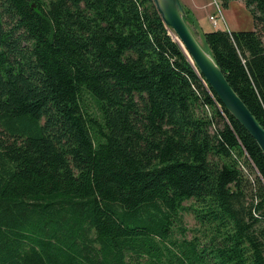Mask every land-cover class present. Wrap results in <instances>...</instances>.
<instances>
[{"label": "trees", "instance_id": "1", "mask_svg": "<svg viewBox=\"0 0 264 264\" xmlns=\"http://www.w3.org/2000/svg\"><path fill=\"white\" fill-rule=\"evenodd\" d=\"M243 1L203 38L264 125ZM173 32L154 0H0V264H264V153Z\"/></svg>", "mask_w": 264, "mask_h": 264}, {"label": "water", "instance_id": "2", "mask_svg": "<svg viewBox=\"0 0 264 264\" xmlns=\"http://www.w3.org/2000/svg\"><path fill=\"white\" fill-rule=\"evenodd\" d=\"M154 2L196 69L205 76L230 113L250 132L264 153V125L233 88L213 55L194 34L186 20L187 11L182 0Z\"/></svg>", "mask_w": 264, "mask_h": 264}, {"label": "rangeland", "instance_id": "3", "mask_svg": "<svg viewBox=\"0 0 264 264\" xmlns=\"http://www.w3.org/2000/svg\"><path fill=\"white\" fill-rule=\"evenodd\" d=\"M201 1H213L214 0H201ZM222 6V12L224 16V22L220 20V23L218 26L215 25H210L212 28H228V29H253L254 23H253V18H252V13L249 10V8L246 6L243 0H233L229 6L225 7L220 3ZM208 10L213 11L214 13L216 12V5L210 6ZM196 37L199 39V41L203 44V46L208 50V46L203 38L201 36L199 31H196ZM89 102L93 104V100L89 98ZM243 163V169L244 171L249 175L250 178H255L259 172L257 169L251 168L247 162L242 159ZM189 204V202H187ZM185 225L188 228H194L197 225V220L194 216V214L191 211H186L185 212ZM178 235V233H177ZM189 237H192L193 233L191 231L188 232Z\"/></svg>", "mask_w": 264, "mask_h": 264}, {"label": "crops", "instance_id": "4", "mask_svg": "<svg viewBox=\"0 0 264 264\" xmlns=\"http://www.w3.org/2000/svg\"><path fill=\"white\" fill-rule=\"evenodd\" d=\"M182 2L194 20L193 27L196 29V31L200 32L201 36H203V32L214 29L210 27V25L213 24L210 19V15H212L214 12L208 10L211 5H214L213 1L205 2L201 0H182Z\"/></svg>", "mask_w": 264, "mask_h": 264}, {"label": "built area", "instance_id": "5", "mask_svg": "<svg viewBox=\"0 0 264 264\" xmlns=\"http://www.w3.org/2000/svg\"><path fill=\"white\" fill-rule=\"evenodd\" d=\"M214 3L216 5V12L210 15V19L213 23V25L218 26L220 23V20L224 22V16L222 12V6L218 0H214Z\"/></svg>", "mask_w": 264, "mask_h": 264}]
</instances>
